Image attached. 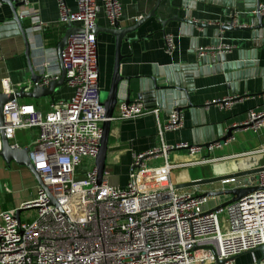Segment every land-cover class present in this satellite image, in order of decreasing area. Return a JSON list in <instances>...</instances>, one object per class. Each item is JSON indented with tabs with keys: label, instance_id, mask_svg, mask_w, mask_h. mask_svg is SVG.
Here are the masks:
<instances>
[{
	"label": "built area",
	"instance_id": "2783aa9c",
	"mask_svg": "<svg viewBox=\"0 0 264 264\" xmlns=\"http://www.w3.org/2000/svg\"><path fill=\"white\" fill-rule=\"evenodd\" d=\"M17 1L22 3L19 19H29L26 32L47 27L35 18L29 0ZM75 2L76 10L71 11L64 0H57L58 22L82 29L71 34L62 49L65 85L71 95L50 99L45 111L18 99L3 105L0 130L12 147H20L15 142L18 130L36 129L25 148L43 187L38 184L33 198L19 207L32 210L31 216L18 219V208L0 211V264H234L239 254L264 245V189L216 210L219 204L213 203L215 197L175 188L171 171L192 162L173 164L170 153L185 150L195 156L201 153L202 145L161 144L133 155L124 185L109 183L105 175L97 183L94 160L105 118L94 29L100 11L112 25L121 14V6L119 0ZM259 13L264 15V5H260ZM165 40L170 52L172 37L166 35ZM229 48L218 43L197 48V53L199 57L216 56ZM45 67L48 72L42 71L40 86L60 74L57 61L44 62L43 70ZM15 89L9 78L2 79L3 92ZM242 99L229 94L203 106L227 112ZM149 111L139 99L121 100L111 121ZM183 126L182 112L174 109L159 125L158 133ZM232 127L258 134L264 129V109L248 110L246 118ZM222 143L214 142L206 148L210 152ZM158 158L162 159L160 164L149 163ZM84 159L89 162L87 168L81 166ZM207 161L202 158L197 162ZM255 185L264 188V171L258 174ZM255 264H264V258Z\"/></svg>",
	"mask_w": 264,
	"mask_h": 264
},
{
	"label": "crops",
	"instance_id": "0c3cea01",
	"mask_svg": "<svg viewBox=\"0 0 264 264\" xmlns=\"http://www.w3.org/2000/svg\"><path fill=\"white\" fill-rule=\"evenodd\" d=\"M29 1L35 18L47 24L42 31L26 32L30 61L35 72L47 73L46 67L43 70L44 62L57 61L59 67L56 46L66 31V25L58 22L57 0ZM64 1L68 9L76 10L75 0ZM156 1L119 0L120 26L128 27L145 18L154 8ZM231 5L234 8H231ZM260 5H264V0H260ZM254 6L255 3L244 0H163L157 7L155 16L149 17L135 31L126 35L120 50L122 60L119 72L124 79L120 84L119 101L127 98L130 101L138 99L140 82L145 81L146 76L158 72L164 73V76H169L170 79L186 88L191 82L188 96L191 103L196 106L201 107L206 101L229 94L239 95L243 99L235 103L227 112L216 106H209L205 107L203 112L197 109L195 113L193 108L184 106L181 109L184 126L177 131L166 132L162 135L158 133L159 125L177 106V101L171 96L170 99H166L165 106L161 105L157 95L152 96L146 103L149 112L130 119L112 121L104 174L109 183L124 185L128 180L133 155L161 146V144L174 145L187 142L203 146L201 153L195 156L189 155L185 150H175L170 153L169 160L173 164L192 162V164L181 165L172 170L175 173L174 183L229 174L264 165V129L258 134L248 129H236L233 130L232 136L221 144L220 148L210 152L206 148L208 144L221 142L219 139L226 136L228 129L246 118L248 110L264 109V46L260 42L254 48L250 31L237 28L238 26H249L250 20L254 17ZM233 12L234 16H232ZM11 17V8L0 2V27H2L0 30V92L3 78H9L13 88L17 90L30 82L24 42L20 35H15L13 28H3V24ZM186 17L190 21L216 25L230 24L233 19V29L221 30L219 37H216L213 28L205 29L200 26L183 24L182 20ZM162 21H165L164 25L161 24ZM22 24L25 28L29 27V19H23ZM96 26L101 28L96 33L101 93L102 90L107 92L110 84L115 38L112 34L103 31V28H109L112 25L108 23L102 11L97 15ZM45 33H49L51 38L44 37ZM166 35L172 37L173 49L170 52L166 49ZM216 38H218L217 44L230 46L229 50L224 53L226 63H218L220 70L217 68L219 66L217 63L202 64L199 62L201 57L197 53V48L213 45ZM50 41H56V43L53 45ZM253 50H255L253 67L245 68L244 65L242 68L228 71L221 69L222 66L233 62L244 64L250 62ZM70 95L71 89L64 85L57 89L54 97L68 98ZM182 98L186 100L185 97L182 96ZM50 99V97H44L38 100H18L33 103L38 109L45 111ZM28 132V130L21 131L15 136V142L20 147L27 146L30 140ZM31 134L35 136V133ZM202 158H207L209 161L197 162ZM161 162V158L149 161L150 164ZM3 166L7 165L0 157V171ZM29 173L32 177L31 193L29 197L21 200L22 202L20 201L19 205L14 207L15 209L35 195L38 183L30 171ZM220 187V183H215L183 190L202 194L212 189L218 190ZM228 198L215 197L213 203L221 204ZM1 210H8V208L2 205ZM31 215L32 212L24 216L20 213L21 218ZM261 256L259 250L244 252L236 256L234 264H255Z\"/></svg>",
	"mask_w": 264,
	"mask_h": 264
},
{
	"label": "water",
	"instance_id": "95a60500",
	"mask_svg": "<svg viewBox=\"0 0 264 264\" xmlns=\"http://www.w3.org/2000/svg\"><path fill=\"white\" fill-rule=\"evenodd\" d=\"M162 1L163 0H157L154 5V8L147 14V16H145V18L136 21L134 24L128 27L120 26L119 20L116 19L113 22L112 26H110L109 28H103L104 32L112 34L114 36L115 51H114V61H113L110 84L101 102L104 108L105 119L101 124V136L99 140L97 154L94 160V165L96 169V181L98 184L102 181L105 174V166H106V159H107L108 146H109V137L111 132V122H112L111 118L114 113L115 107L119 101L118 93L120 90V84L124 79V77L121 76L119 72L120 62L122 60V55L120 51L122 42L125 40L127 34H129L132 31H135L138 28V26L142 24L146 19H148L151 16H155V11ZM244 1L255 3L254 17L250 20L249 26H238L237 28L250 31L251 37L253 39L254 48L257 47L260 42L264 46V22H263L264 15L259 13L260 0H244ZM0 2L7 4L11 8L12 17L3 24L4 26L3 28L5 27L13 28V30L15 31V35L21 36L24 42V47H25L24 54L27 58V62L30 70V82L32 84L31 87L22 86L15 92H10V93L3 91L0 92V125H3L4 117H3L2 109H3V105L6 102L11 101L13 99L38 100L44 97H50L52 99L54 98L56 89L65 85L66 79H65V68L62 61V49L64 48L68 37L73 33L82 31V29L79 26H75L74 24L71 23L66 24V31L56 46L57 56L59 60L60 74L57 79H52L47 83V85L40 86L39 83L43 79L44 75L43 73L35 72V70L33 69L32 63L30 61L29 41L25 30V26H23L22 21L18 17V9L22 3L17 0H0ZM230 7L234 8L232 7V5ZM234 14L235 13L233 12L232 16H234ZM232 22L230 24L216 25V24L190 21L188 17L182 20L183 24L186 23V24H190L191 26H200L205 29L213 28L215 30L216 37H219V32L221 30L223 31V30L233 29ZM161 24L164 25L165 21H162ZM1 29L2 27H0V30ZM99 29L101 28L95 26L94 33L96 34ZM217 39L218 38H216L214 44H217L218 42ZM251 58H252L251 61L245 64L240 62H233L222 66L221 69L223 71H228L232 69L242 68L244 65L245 68L248 67L251 68L255 64V50L252 51ZM225 61L226 60L224 54L216 55V56L205 55L199 58V62H201L202 64H215V63L218 64V63H224ZM217 68L220 70V65ZM126 79L128 80V78ZM145 79L147 80V81L145 80L147 85L145 87L144 80L140 82L138 99L144 101L146 108L148 107L147 106L148 104H146L148 102L147 100H150L152 96L155 97L157 95L160 98L161 105L163 106H165L166 99H170L171 96L172 98L174 97L175 100L177 101L176 102L177 106L175 110L181 111L182 107L187 106L188 108H193L195 113H197L196 112L197 109H200L199 111L203 112L205 108L204 106L201 107L196 106L192 104L190 101V97L188 96V89H191V82L188 83V88H186L184 86L179 85L177 81L170 79L169 76H164V73L162 72H158L156 74H151L149 76H146ZM182 96L185 97L186 100L183 99ZM126 101L129 102L130 101L129 98H127ZM233 130H236V128L231 127L230 129H228L226 136H224L219 140L221 142L226 141L228 138L232 136ZM0 137H1L0 157L3 159L5 164L9 166L11 162H15L20 166L26 167L35 177L37 183L43 187L38 174L34 170L33 165L31 164L28 158V149L24 147H12L8 139L5 137L4 131L2 129L0 130ZM263 171H264V165L255 166L248 168L246 170H238L236 172H232L229 174L212 176L208 178H199L195 180H190L188 182L176 183L174 184V186L179 190H183L186 188L220 183L221 187L218 190L212 189L202 193L203 196H207V197H222V196L229 197L226 201L222 202L215 208L217 210L227 206L233 201L241 199L242 197L254 191L264 189L260 186L255 185L258 174ZM228 180H233V182L230 183L229 185L222 183ZM51 202L55 204L53 198H51ZM22 211L23 210L21 208H18L16 210L15 215L18 219ZM255 250H259L262 254L261 258H264V245L257 247Z\"/></svg>",
	"mask_w": 264,
	"mask_h": 264
},
{
	"label": "rangeland",
	"instance_id": "374dc122",
	"mask_svg": "<svg viewBox=\"0 0 264 264\" xmlns=\"http://www.w3.org/2000/svg\"><path fill=\"white\" fill-rule=\"evenodd\" d=\"M57 91V89H56ZM55 91V92H56ZM106 91L102 90L100 93L101 100L104 98V94ZM28 130V136L30 137V140L28 141V144L30 143L32 139L31 133H35L36 129H24V130H18L16 135L20 133L21 131ZM31 130V131H30ZM26 132L23 134L25 136ZM16 139V137H15ZM257 157V155H256ZM87 159H84V163L81 165L82 167H89V162H87ZM2 171H0V207L4 205L8 209L11 207H17L19 205V202L27 197H29L31 193L32 185L30 182H32V177L27 171L26 168L20 165H16L15 163H10V165L1 167ZM175 173L174 171H171V179L174 180ZM8 189V190H6ZM21 201V202H22ZM15 209V208H14ZM30 212H33L32 210H23L21 212L22 216L24 214L30 215ZM223 213L219 214V218L221 219Z\"/></svg>",
	"mask_w": 264,
	"mask_h": 264
},
{
	"label": "trees",
	"instance_id": "16d2710c",
	"mask_svg": "<svg viewBox=\"0 0 264 264\" xmlns=\"http://www.w3.org/2000/svg\"><path fill=\"white\" fill-rule=\"evenodd\" d=\"M44 37L51 38V36L49 35V33H45L44 34ZM50 43L54 45L56 43V41H50ZM53 99H56V98L54 97Z\"/></svg>",
	"mask_w": 264,
	"mask_h": 264
}]
</instances>
